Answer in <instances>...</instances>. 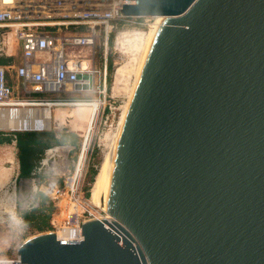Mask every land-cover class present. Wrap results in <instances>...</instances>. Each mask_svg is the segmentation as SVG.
<instances>
[{
	"label": "water",
	"instance_id": "obj_1",
	"mask_svg": "<svg viewBox=\"0 0 264 264\" xmlns=\"http://www.w3.org/2000/svg\"><path fill=\"white\" fill-rule=\"evenodd\" d=\"M120 13L152 18L108 216L83 219L78 240L24 239L20 264H264V0H122Z\"/></svg>",
	"mask_w": 264,
	"mask_h": 264
},
{
	"label": "built area",
	"instance_id": "obj_2",
	"mask_svg": "<svg viewBox=\"0 0 264 264\" xmlns=\"http://www.w3.org/2000/svg\"><path fill=\"white\" fill-rule=\"evenodd\" d=\"M122 0H0V114L4 116L13 106L21 103L30 106H90L97 103L93 124L98 116L99 105L105 100L108 37L118 26L133 28L145 25L147 17L121 15ZM84 27L85 31L63 32V30ZM82 30V29H80ZM103 36V68L94 64V46L97 38ZM87 50V54L81 50ZM17 51L18 62L13 56ZM86 58L88 66H81ZM12 70L16 79L28 89L25 100L13 98V85L8 73ZM90 76L78 78L77 75ZM103 78V84L98 83ZM87 85L75 88V85ZM101 87V88H100ZM97 92V98L68 96L70 93ZM65 94V95H64ZM90 132L80 134L81 144L72 168L62 161L67 145H54L44 152L45 162L56 157L59 163L52 168L54 174L44 182L41 191L52 203V231L57 235L61 228L69 229V240H78L81 235V221L89 218L101 219L108 216L94 205L83 189L87 166L93 152ZM12 131L0 129V132ZM15 131V130H14ZM19 131V130H16ZM65 151V150H64ZM55 160V159H54ZM42 166L33 174L39 172ZM39 179L33 178L36 187ZM67 212L64 215V212ZM61 216L60 221L58 217ZM58 221V223H57ZM58 237V235H57ZM3 256L12 264H20L17 254Z\"/></svg>",
	"mask_w": 264,
	"mask_h": 264
},
{
	"label": "rangeland",
	"instance_id": "obj_3",
	"mask_svg": "<svg viewBox=\"0 0 264 264\" xmlns=\"http://www.w3.org/2000/svg\"><path fill=\"white\" fill-rule=\"evenodd\" d=\"M152 17H147L146 20L143 22L145 25L139 26L137 28H133L130 25H123L118 26L116 29L112 31L113 34V42L111 48H108L107 50V64L108 59H112V67L109 72L108 69H106V90H105V100L102 99L103 104L99 105L98 109V116L96 118V121L92 122V143H93V152L91 155V158L89 160V164L87 166V171L85 174L84 182H83V189H86V186L89 185V174H90V168L96 167L98 168V165L103 160L105 153L108 151L113 133H115L116 128L119 124L120 117L123 111V107L126 104L128 91H129V85L131 80V74L129 76V80L127 83L128 89L127 91H121L120 93L114 95L111 91L112 84H113V78H114V72L116 68L119 65L122 64H129V53H127L124 49H121L119 47H115V36L116 33L123 30H144L146 24L149 22V19ZM74 31H85V28H73V29H67L63 30V32H74ZM81 53L87 54V50H81ZM94 64L97 68L102 69L103 68V56H104V46H103V36L100 35L97 38V42L94 46ZM14 61L18 62L19 57L17 55V51L15 52V55L13 56ZM1 60V59H0ZM8 80L9 83L13 85L14 91H13V98H20L25 100V98L32 96L28 94V92H25L28 87H25L20 81L16 79V76L14 72L10 69L8 73ZM110 78V79H109ZM98 83L103 84V78L101 77L100 80H98ZM101 88V87H100ZM65 95V94H64ZM78 96L79 98H97L98 93L97 92H88V93H70L68 96ZM54 107V106H52ZM58 107H67L69 109L71 108H80V107H86V106H74V105H67V106H58ZM90 115L92 113V108H90ZM90 118V116H89ZM52 121V119H51ZM89 122V120H88ZM52 123V122H51ZM88 124V123H87ZM87 125L84 127V132L86 131ZM91 127V128H92ZM28 131H39V132H51L54 134L55 137H59L61 133L65 132H73L77 136V145L73 146L71 144H64V145H70L71 147L70 152L68 153L67 157H65L61 164L70 169L72 168V160H74L77 156L80 144H81V137L80 133L75 130H68V129H61V130H53L52 125L50 129H43V130H19V131H5V133H23ZM48 140H52V137H49ZM57 145V144H55ZM63 145V144H58ZM54 146V145H52ZM68 150L69 148H65V150ZM46 149L40 151L36 150L34 153V163L36 166V171L38 168H41L39 172H36L34 175H31L32 177L29 178H18L17 177V164H18V158H17V152L18 149L15 146L14 142L10 144H0V249H3L2 252H0V255L4 256H10L13 254H16L17 246L26 238L49 231L51 229L39 231L31 226H27L26 231L21 235L17 233L11 226L10 223V214L15 213L20 215L19 210L29 208L32 204L35 202V194L36 192L41 191V186H44V182L47 178L52 177L54 174V170L52 169L57 162H60L56 159V157H53L47 161V163H44L45 161V152ZM56 151L60 150L62 152L61 148H56ZM61 154V153H59ZM9 158H12L13 162H9ZM55 159V160H54ZM8 169L9 173L7 174V178L3 177V169ZM38 176L41 178L39 180V183L36 182V187L33 184V178L39 179ZM41 185V186H40ZM94 189L93 182L90 186V193H89V199L90 201L96 205L97 204V197L94 198ZM99 191V187H98ZM4 201V202H3ZM4 207V208H3ZM64 212V215L67 212ZM9 213V214H8ZM52 218V217H51ZM61 216L58 217V221H60ZM57 221V223H58Z\"/></svg>",
	"mask_w": 264,
	"mask_h": 264
},
{
	"label": "trees",
	"instance_id": "obj_4",
	"mask_svg": "<svg viewBox=\"0 0 264 264\" xmlns=\"http://www.w3.org/2000/svg\"><path fill=\"white\" fill-rule=\"evenodd\" d=\"M84 27H81L82 29ZM113 42V34L108 37V48H111ZM0 63H6L8 60L0 58ZM112 59H108L107 69L111 70ZM110 79V78H109ZM90 107H78L67 109L65 107L52 108V129L53 130H75L83 134L84 127L87 125L90 116ZM52 137V140H48ZM15 142L18 149L17 158L19 163L18 178L32 177L33 170L36 168L34 163V153L38 149L40 151L47 149L55 144H71L77 145V136L73 132L61 133L59 137H55L51 132L28 131L23 133H4L0 132V144H10ZM96 167L90 168L89 185L94 180L97 173ZM39 180L41 178L38 176ZM90 186H86L84 193L89 196ZM35 202L29 208L19 210L27 222V226H31L39 231L52 229L51 217L53 213V205L51 201L44 196L42 191L36 192Z\"/></svg>",
	"mask_w": 264,
	"mask_h": 264
},
{
	"label": "bare ground",
	"instance_id": "obj_5",
	"mask_svg": "<svg viewBox=\"0 0 264 264\" xmlns=\"http://www.w3.org/2000/svg\"><path fill=\"white\" fill-rule=\"evenodd\" d=\"M154 17L169 18V16L166 15H157ZM143 31L144 30H132V31L123 30L116 33L115 42H114L115 47L124 49L127 53H129L130 59L128 65L127 64L119 65L114 72L113 84L111 88V91L114 95L120 93L121 91H125V90L127 91L128 89L127 83L129 80V76L132 73L135 56L137 53V49ZM81 66L84 68L88 66V62L86 58L81 59ZM125 105L123 107L119 124L116 128L115 133H113L108 151L105 153L103 160L98 165L97 173L94 176V180H93V186L95 187L94 198L97 197V204H99V207L103 206L104 201L106 199L114 149L120 132ZM54 107H58V106H54ZM54 107H51L49 105L30 106V104H27L25 102L21 103L19 106H13L6 114H4V116L0 114V129H7V130L50 129L52 108ZM86 107L92 108V113L90 115L85 133L90 132L91 130L92 122H93V114L97 109V103H94ZM58 152H60V150H58ZM9 162H13L12 158H9ZM7 170L8 169L6 168L3 169L2 174L4 178H7V174L9 173V171ZM98 187H99V191H98ZM57 235L59 238L66 239L70 237V231L69 229L61 228L60 230H58Z\"/></svg>",
	"mask_w": 264,
	"mask_h": 264
},
{
	"label": "clouds",
	"instance_id": "obj_6",
	"mask_svg": "<svg viewBox=\"0 0 264 264\" xmlns=\"http://www.w3.org/2000/svg\"><path fill=\"white\" fill-rule=\"evenodd\" d=\"M10 223L12 228L19 234H23L27 229V222L24 220L23 216L11 213L10 214ZM3 249H0L2 252ZM0 264H12V262L3 256H0Z\"/></svg>",
	"mask_w": 264,
	"mask_h": 264
},
{
	"label": "crops",
	"instance_id": "obj_7",
	"mask_svg": "<svg viewBox=\"0 0 264 264\" xmlns=\"http://www.w3.org/2000/svg\"><path fill=\"white\" fill-rule=\"evenodd\" d=\"M52 122V121H51ZM51 125H52V123H51ZM14 142V141H13ZM14 144H15V142H14ZM65 150V149H64ZM62 151L61 152V154L63 153L66 157H67V155H68V153L70 152V150H71V148H69L68 150L66 149L65 151ZM57 163H59V162H57ZM17 170L19 171V163L17 164ZM18 174V173H17Z\"/></svg>",
	"mask_w": 264,
	"mask_h": 264
}]
</instances>
